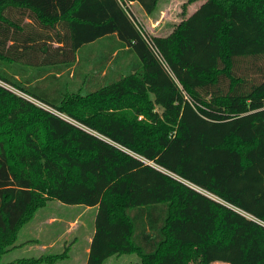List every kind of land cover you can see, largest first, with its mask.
Here are the masks:
<instances>
[{"label": "trees", "instance_id": "trees-1", "mask_svg": "<svg viewBox=\"0 0 264 264\" xmlns=\"http://www.w3.org/2000/svg\"><path fill=\"white\" fill-rule=\"evenodd\" d=\"M197 1L162 37L117 0H0V257L57 201L95 209L85 264L197 246L202 264H264V0L182 8Z\"/></svg>", "mask_w": 264, "mask_h": 264}, {"label": "rangeland", "instance_id": "rangeland-1", "mask_svg": "<svg viewBox=\"0 0 264 264\" xmlns=\"http://www.w3.org/2000/svg\"><path fill=\"white\" fill-rule=\"evenodd\" d=\"M184 2H185V0H159L155 13L153 14V16L148 17L152 21L162 19V24L160 23L157 27L154 28V30L158 31V33L157 32L152 33L151 31H149V29L147 28V25H146V21H148V20L145 19V17L141 18V23H140L141 28L144 30V32L148 36H150V35L155 36L156 34L160 35V34H162L163 31H166V23L174 22L173 20H176V22L179 23L182 19L185 18V16L188 14V12L191 11V13H192L201 3L199 1L193 2L192 4L187 5L185 7V9H183L182 4ZM166 4H168L167 7H166ZM138 8H139V6H138ZM130 10L132 13L136 12V14H138V15H142V13H143V12L139 11V9H137L136 6H131ZM162 11H164V12L162 13ZM182 11H183V15H182ZM175 25H176V23H175ZM169 28H170V25H169ZM99 48H100V45H98V46L94 45L92 50L96 49L95 52L98 53ZM128 61H129V58H122L119 62V66L113 67V70H114L113 73H108L107 70L105 69V71H104L105 74L102 72L101 73L102 75H100V74H95V72H96L95 71L93 75H94V78L96 81L91 82V84H88L87 87L90 90H92L96 86L101 85L103 83V81H104L103 78H105L109 75L112 77H116L121 72V71H119V70H121V66H125ZM109 62L106 64V66L109 65ZM90 67L91 66H88V68H86V69L89 70ZM117 67L119 70H117ZM28 74H31V73L28 72ZM61 75L62 74H60L59 76H61ZM80 85L81 84L75 82V84L73 85V88L75 90H77ZM14 92H16V91H14ZM32 102L34 104L40 106L35 101H32ZM80 210L81 209H79V208H72L70 206L63 205L57 201L47 202L46 206L38 209L37 212L34 214V217L32 218V220L29 223L25 224L20 229L15 243L19 244V243L33 239L34 238V230H35L34 228H35V226H37V222L40 219H42L44 215H45L44 217H46V215H48L49 213H53V214H56V215H59V216L65 218V220L69 221L70 219L77 218ZM90 216H91V214L89 213V211L84 212L83 216H82L83 217L82 221H85V219L90 218ZM74 234L75 233L73 232L68 237V240H71L70 238H72L74 236ZM73 245L76 246V250H78L76 255H79V257H82L84 255L83 254L84 243L79 241V239H78V241H76L75 244H73ZM34 255L35 254L33 252L29 251V249H27V247H23L20 249H16L12 254H3L0 257V262L1 263H6V262L8 263L10 261H13L14 259H23V258L27 259V258L33 257ZM68 256L69 257L73 256V253L68 252ZM183 260L184 261L182 263H184V264H202L200 247H198V246L193 247L190 250L184 252ZM83 262H84V260L80 259V260H77L75 262V264H83ZM73 263H74V260L71 261V264H73ZM137 263H139V259L137 258L136 255H121L118 257L112 256V257L108 258L103 264H137Z\"/></svg>", "mask_w": 264, "mask_h": 264}, {"label": "crops", "instance_id": "crops-1", "mask_svg": "<svg viewBox=\"0 0 264 264\" xmlns=\"http://www.w3.org/2000/svg\"><path fill=\"white\" fill-rule=\"evenodd\" d=\"M131 6H136L137 9H139V11L142 12L140 7L138 8L137 4L132 3ZM167 6L168 4H166V7ZM163 12L164 11H162V13ZM189 14H191V11L188 12L186 16H188ZM142 15H138L136 14V12H134V16L139 21V24L141 23V18L145 17V19L148 20L146 21V25L149 31H151L152 33L154 32L158 33V31H155L154 28L157 27L160 23L162 24V19L152 21L151 19L148 18V16L144 15V13H142ZM173 21L174 22L166 23V31H163L162 34L160 35L154 34V35L162 36V37L167 35L173 29L175 23L177 24L176 20H173ZM169 25H170V28H169ZM87 51L89 52L86 54V58L88 59L87 64L88 66H92L91 63L95 60L96 58L95 56L97 55V53L95 52L96 49L92 50L91 48ZM114 55L115 53L112 54V56ZM70 207L81 209L77 218H73L68 221V220H65V218L59 215L53 214V213H49L48 215H46V217H44L45 216L44 215L43 218L37 222V226H35L34 228L35 229L34 238L31 240L19 243V244L14 243V248L9 250L6 254H12L16 249L27 247L29 251L35 254L33 257L27 258V259H38V258L47 257L51 255H61L60 259L51 261L49 264H71L72 260H74L73 264H75V262L80 259L84 260L83 264H85V261L87 259V255L89 252V244H90L91 237L93 234V220H94L95 209L84 207V206H70ZM86 211H89L91 216L90 218L85 219V221H82L83 213ZM73 232L75 233L74 236L70 238L71 240H68V237ZM78 239L79 241L84 243L83 245L84 255L82 257H79V255H76L78 250H76V246L73 245L75 244L76 241H78ZM68 252L73 253V256L69 257ZM40 264H46V263H40Z\"/></svg>", "mask_w": 264, "mask_h": 264}, {"label": "built area", "instance_id": "built-area-1", "mask_svg": "<svg viewBox=\"0 0 264 264\" xmlns=\"http://www.w3.org/2000/svg\"><path fill=\"white\" fill-rule=\"evenodd\" d=\"M118 1V3L120 4V6H122L124 9H125V7L127 8V11H129L132 15L130 16V19L132 20V17L135 19V22L137 23V25H139L140 26V24H139V21L137 20V18L134 16V13H132L131 12V10H130V8H131V5H132V3H128V2H125V1H123V0H117ZM126 10V9H125ZM134 22V21H133ZM134 22V23H135ZM135 23V24H136ZM141 27V26H140ZM151 47V46H150ZM152 48V47H151ZM152 50L154 51V53H155V55L157 56V58H158V60L162 63V61L160 60V58L158 57V55H157V53H156V51L154 50V48H152ZM162 65L164 66V64L162 63ZM165 67V66H164Z\"/></svg>", "mask_w": 264, "mask_h": 264}]
</instances>
